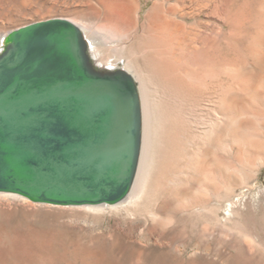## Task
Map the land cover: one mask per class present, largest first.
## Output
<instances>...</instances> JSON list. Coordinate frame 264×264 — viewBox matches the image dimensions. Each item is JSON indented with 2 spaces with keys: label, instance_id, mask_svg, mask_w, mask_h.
I'll use <instances>...</instances> for the list:
<instances>
[{
  "label": "rangeland",
  "instance_id": "1",
  "mask_svg": "<svg viewBox=\"0 0 264 264\" xmlns=\"http://www.w3.org/2000/svg\"><path fill=\"white\" fill-rule=\"evenodd\" d=\"M81 9L63 5L49 17L98 23ZM199 20L209 29L225 24L228 33L217 14L202 13ZM12 21L1 31L30 22ZM245 25L249 32L250 22ZM224 34L216 36L233 57ZM242 40L238 48L246 56ZM136 44L126 47L133 55L126 49L123 55L139 65ZM144 65L138 66L147 73L140 82L145 122L138 196L93 210L0 195V264H264V105L254 106L257 113L239 106L231 112L217 106L213 83L210 96L205 89L197 97L182 95ZM241 66L253 68L249 59Z\"/></svg>",
  "mask_w": 264,
  "mask_h": 264
},
{
  "label": "water",
  "instance_id": "2",
  "mask_svg": "<svg viewBox=\"0 0 264 264\" xmlns=\"http://www.w3.org/2000/svg\"><path fill=\"white\" fill-rule=\"evenodd\" d=\"M0 51V192L62 206L115 205L136 173L140 94L97 68L68 18L10 30Z\"/></svg>",
  "mask_w": 264,
  "mask_h": 264
},
{
  "label": "bare ground",
  "instance_id": "3",
  "mask_svg": "<svg viewBox=\"0 0 264 264\" xmlns=\"http://www.w3.org/2000/svg\"><path fill=\"white\" fill-rule=\"evenodd\" d=\"M230 1L233 0H0V51L5 44L4 36L10 31L2 32L1 28H4L8 21L14 20L16 22L15 20L18 19L19 21L30 20V22L42 20L50 18L49 12L52 8L63 5H73L74 7L76 5L82 8L81 10L86 12L89 17L94 15L98 20V23H94L81 20V18L65 17L81 29L87 40L92 63L102 70L122 68L134 78L140 94L142 130L145 121L140 82L143 83L141 77L147 74L142 75V70H139L143 63L148 64L149 70L152 71L150 72L155 77L158 76L159 80L170 85L171 89L169 90L171 92L173 87L174 90L182 92V95L196 96L200 95L202 91L204 92L205 89V92L210 96L211 93L209 94L206 89H210V83H213L217 90L214 95L218 94L220 98L218 100H221L220 103H222L218 104L219 101L217 100V106L223 105V109H230L231 112H235L239 106L240 109L257 113L260 111L254 106L257 104L264 105V0H243L238 6L235 3L236 8L233 9L228 8ZM206 12L207 14H217L219 18L221 16L226 20L229 26L227 35L223 32V25L225 24L218 25V28L215 24L217 29L213 27L209 29L206 22L204 24L199 20V16L202 13L206 14ZM247 21L252 26H249L252 28L249 32L245 25ZM21 23L19 22V24ZM216 34H224L227 44L232 46L230 47L234 53L233 57H228L223 52L222 44ZM242 39H247L244 44L246 56L241 55L238 48V43L243 41ZM135 41L137 44L134 54L143 61L139 65H136L134 60L132 61L129 57H125L126 54H129L128 52L123 53L125 49L127 50L128 45L133 47ZM105 50L109 56L104 53ZM128 50L130 53L132 52L130 48ZM248 59L251 60L253 68L242 69L241 65L245 64ZM138 66L140 67L138 68ZM224 76L227 77V80H224ZM192 100L196 102L194 97ZM242 122L240 121V123ZM237 125L238 123H236ZM240 126L243 125L240 124ZM143 145L144 135H141V148L136 173L131 189L123 201H131L139 194L137 186L140 168H143L141 165ZM195 166L197 167V165ZM200 168L206 170L204 165H201ZM198 175L200 177V174ZM143 184L144 179L140 181V190ZM0 195L28 200V198L14 193L0 192ZM120 203L89 207L94 210L104 206L117 207ZM89 207H87L88 210Z\"/></svg>",
  "mask_w": 264,
  "mask_h": 264
}]
</instances>
